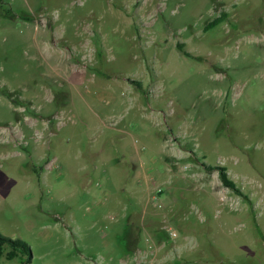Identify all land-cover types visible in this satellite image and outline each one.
I'll list each match as a JSON object with an SVG mask.
<instances>
[{
	"label": "rangeland",
	"instance_id": "374dc122",
	"mask_svg": "<svg viewBox=\"0 0 264 264\" xmlns=\"http://www.w3.org/2000/svg\"><path fill=\"white\" fill-rule=\"evenodd\" d=\"M0 232L32 264H264V0H5Z\"/></svg>",
	"mask_w": 264,
	"mask_h": 264
},
{
	"label": "trees",
	"instance_id": "16d2710c",
	"mask_svg": "<svg viewBox=\"0 0 264 264\" xmlns=\"http://www.w3.org/2000/svg\"><path fill=\"white\" fill-rule=\"evenodd\" d=\"M5 0H0V6L2 7ZM5 15L8 17L14 18V15L11 13V10L5 9ZM227 14L225 12L221 13L220 16L216 17L212 21L206 23L202 30L203 32H208L217 27L224 19L226 18ZM229 40H226L223 45ZM187 55V54H185ZM134 85L137 88H141L140 83L134 82ZM206 173H214L216 172L219 177V182L223 186V188L229 189L234 192L236 195L241 196L249 203V198L245 195L242 190L231 180L227 174L226 168L224 166H210L204 163H201ZM1 257H5L6 261H17L18 264H32V254L30 246L21 241L19 238H9L3 236L0 232V259Z\"/></svg>",
	"mask_w": 264,
	"mask_h": 264
}]
</instances>
